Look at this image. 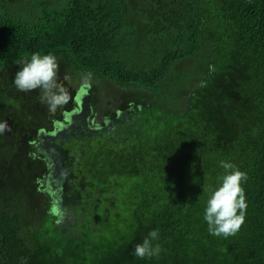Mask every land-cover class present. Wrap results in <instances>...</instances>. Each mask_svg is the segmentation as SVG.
<instances>
[{
    "label": "trees",
    "instance_id": "trees-1",
    "mask_svg": "<svg viewBox=\"0 0 264 264\" xmlns=\"http://www.w3.org/2000/svg\"><path fill=\"white\" fill-rule=\"evenodd\" d=\"M33 53L57 57L58 82L91 73L90 93L101 82L140 106L126 140L73 144L72 222L8 177L15 152L0 142V264H264V0H0L5 82ZM221 161L247 174L245 222L227 238L204 220ZM152 230L163 251L140 259Z\"/></svg>",
    "mask_w": 264,
    "mask_h": 264
},
{
    "label": "flooded vegetation",
    "instance_id": "flooded-vegetation-1",
    "mask_svg": "<svg viewBox=\"0 0 264 264\" xmlns=\"http://www.w3.org/2000/svg\"><path fill=\"white\" fill-rule=\"evenodd\" d=\"M58 63L60 76L66 69L60 65V61ZM14 78L15 74L5 82V78L0 76V86L6 92L7 100L10 97H13L12 100L14 97L23 99L22 107L11 99L7 105L5 102L0 104V109L4 112L0 123L6 124L5 130L1 132L0 142L3 147L13 148L15 152V161L5 162L1 168L10 171V178L34 181V187L43 199L41 205H46L43 210L45 214L57 216L59 219L66 218L72 222L78 217L77 211L84 208L78 206L82 202L83 190H79L82 179L75 173L73 144L83 141L96 146V141L126 140V136L134 132L137 120L133 119V115L140 105L126 103L124 99L128 97H121V94L119 97H110L102 89L101 82L97 84L102 93H90V82L75 78L72 72L67 71L63 81L59 83L67 90L68 99L61 102L55 110H51L47 103L41 101L40 90H34L38 97L32 91L21 92L15 87ZM83 95L91 97L90 114L86 117L85 124L71 118L80 111L79 99ZM24 96L30 98L26 99ZM88 130L99 132L92 134ZM61 131L64 133L60 135L59 141L48 138ZM50 162L56 164L57 172H54ZM50 183L57 189L55 198L50 192Z\"/></svg>",
    "mask_w": 264,
    "mask_h": 264
},
{
    "label": "clouds",
    "instance_id": "clouds-1",
    "mask_svg": "<svg viewBox=\"0 0 264 264\" xmlns=\"http://www.w3.org/2000/svg\"><path fill=\"white\" fill-rule=\"evenodd\" d=\"M58 72L59 63L54 54L33 53L29 60L22 62L13 83L21 92L39 89L42 93L41 101L55 110L68 99L67 90L58 82ZM91 75H85V82ZM5 128L6 124L0 123V132ZM220 166L226 174L207 200L204 220L210 235L227 238L236 235L245 222L248 204L243 184L247 181V174L230 162L221 161ZM158 239L159 231L152 230L142 243L135 246L134 255L140 259L160 256L163 248L158 243L153 244Z\"/></svg>",
    "mask_w": 264,
    "mask_h": 264
},
{
    "label": "water",
    "instance_id": "water-1",
    "mask_svg": "<svg viewBox=\"0 0 264 264\" xmlns=\"http://www.w3.org/2000/svg\"><path fill=\"white\" fill-rule=\"evenodd\" d=\"M90 102H91V97H87L86 95H83L80 99H79V112L76 114V115H73L71 118H73L72 120H81L83 122V124H85V120H86V117L90 114ZM69 128H72L74 129V127H69ZM71 130V129H70ZM79 130V128L77 127V131ZM85 131H87V129H85ZM89 133H97L99 132V130H88ZM64 132H59L57 133L56 135H53V136H50L48 137L51 141H54V140H60V135H62ZM61 142V141H60ZM52 164V168H54V172L56 171L57 172V167H56V164L54 162H50ZM49 187L50 188V192L52 194V197L55 198L56 196V187L54 184L50 183L49 184ZM59 202L57 201V204Z\"/></svg>",
    "mask_w": 264,
    "mask_h": 264
},
{
    "label": "rangeland",
    "instance_id": "rangeland-1",
    "mask_svg": "<svg viewBox=\"0 0 264 264\" xmlns=\"http://www.w3.org/2000/svg\"><path fill=\"white\" fill-rule=\"evenodd\" d=\"M187 67H188V65H186V63H184L181 67L176 68L172 72V74L174 75V74H179L181 72H185ZM120 92H121L120 89L115 88V87L114 88L110 87V91H107L106 94H108L110 96H116L117 97V96H120Z\"/></svg>",
    "mask_w": 264,
    "mask_h": 264
}]
</instances>
